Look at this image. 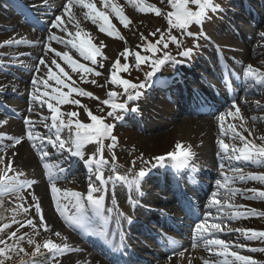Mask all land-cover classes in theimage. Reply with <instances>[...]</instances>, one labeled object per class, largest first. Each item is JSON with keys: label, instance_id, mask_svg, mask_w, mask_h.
I'll return each mask as SVG.
<instances>
[{"label": "rangeland", "instance_id": "rangeland-1", "mask_svg": "<svg viewBox=\"0 0 264 264\" xmlns=\"http://www.w3.org/2000/svg\"><path fill=\"white\" fill-rule=\"evenodd\" d=\"M31 1L36 3L37 0ZM247 1H243L244 7H240L233 5L231 0H217L216 5L218 6V10L214 12L210 11L207 19L203 21L202 26L195 24L190 26L188 30L194 32V35L192 36L182 34L180 30L173 29L171 35L178 38L180 42L179 46H177L175 42L168 40L169 34L166 31L168 28L166 13L172 10L168 0H145L146 4L155 5L161 9L160 16L155 15L152 11L142 13L135 5L128 3L127 0H113V2L123 7L124 14L131 21L129 26L125 28L119 18L116 17L114 13L109 11L111 24L114 25L115 29L120 32V34L124 37V40H121L118 37H110L106 33L100 32L97 25L93 24L90 19L85 18L84 13L87 11L86 9H82L79 6H73L71 11L75 15L76 20L79 21L80 37H78V39H89L95 46L101 47V55L97 56V63L93 65L90 61L84 60L79 56V53L75 49L71 48V46H66L64 43H57L54 40L50 43L53 44V47H55L57 51H68L73 59H76L79 63L85 64L87 67H91L95 71H99L102 74L100 76H96L94 73L89 74L75 72L69 65L66 64V62L62 59H58V62L61 63V66L65 68V71L68 72L69 76L72 78L71 81H68L65 78L66 83H68L70 87H77L88 91L92 93L93 96L85 97L76 92L70 91V87H62L61 90L68 94V99L70 101L79 100L80 104L48 101L47 97L42 96L45 89L41 83L38 87L39 91H36L34 95L37 97L36 99L39 101L38 103H40V107L37 109L39 115L48 116V122L47 118L44 119V123H41L42 127H45L46 125V127H49V124L52 123V113H50V111L47 112V102H52L59 107L61 113L64 114L61 119L64 120L65 123H67L69 119H79L81 122L90 123V118L87 115L89 110L98 117H103L112 121L114 128L119 130V136L117 137V135H115L117 138L115 140L116 143L114 141L103 142V159H105V162L107 161V163H105L107 170H103V173L106 177H112V180L110 181L112 191L115 193L116 198L118 197V194L121 195V192L125 195V189H128L124 186L126 182L125 184H122L123 191L120 188H117L119 181H117L116 176H113L114 173H121L122 176L127 177L128 179L126 181L131 184V189L132 184L137 187V181L134 183L133 181H135V179L137 180L136 176L139 171L141 169L144 171L152 170L157 165V161L155 159L156 157H167V154L170 153L171 150H175V145L177 143H181L186 148H190L191 150L193 158L191 157L192 159H189L188 161L192 167H202L203 169L206 168L212 170L211 178L213 179L217 175V187L216 189H211V193H213V195L208 201V205H211L212 208L207 210L206 213L211 212L212 216L221 217L224 215H232L236 211H241L240 213H243L232 220L236 227L240 229H255L257 231H264V216L253 214L254 212H264V198H259L255 193L249 191L250 189L264 191V182L252 178L253 176L264 174V162L259 160H244L242 158L235 159L236 153L231 151V147L225 151L218 143L219 140H223L224 143L230 146H241V141L238 138H233V133L228 127L231 124L236 127L237 131L241 132L244 136H247L250 141H254L257 145H264V140L260 139L261 136H264V125L258 124L252 120L253 115H264V83H261V81L264 80V77H248L244 75L248 65H252L254 68L259 69L260 72H264V54L262 55L248 49L249 44H251L253 40H255V46L262 45L264 48V36L261 35L264 33V21L262 23L257 21L264 17V0H254V2H250V4L247 3ZM94 2L97 4L98 8H103L101 0H94ZM54 3L55 5H58L57 8H59L62 1L55 0ZM191 7L195 9L194 5ZM236 8H240L242 10L241 16L239 17H235L236 15L233 16L234 14L230 15L232 14L230 13V10ZM14 9L15 8L10 5L8 1L0 0V23L5 17H10V15L17 18L19 15ZM253 10L258 13H255ZM59 11L60 9H56L55 13H58ZM53 16L56 15H51L50 17ZM61 17L64 18L69 31L75 34L78 29L74 27V22L69 21L65 16L61 15ZM157 29H160L161 33L164 34L165 40L168 42V47L164 49L161 44L157 45L158 51L155 54L144 52L143 48L146 46L147 41L156 43L159 39L161 33H157L156 36L150 35V33L156 32ZM13 31L14 29L9 30V32ZM51 32L65 40L69 39L67 34L58 28L51 29ZM141 33H143L144 37H147V41H143L141 39ZM1 35L2 34L0 33V44H3L4 40H2ZM14 36L17 39H25V33L23 34L22 31L20 33H15ZM8 46L12 47L10 45ZM22 46L25 47V43H23ZM16 49L18 48L13 49L12 51L16 53ZM124 49L129 50V55L127 56V60H125L124 57H120V62L121 64L127 63L129 65V69L128 72H117V75L121 79H127L134 84H137L139 79H143V81L138 83V85L142 84L145 86L149 81H153L155 79L156 74L152 77H148L147 73L151 71L150 63L141 64L139 68H137L135 57L132 53L140 51L141 55H146L153 59L160 58L164 55V53H168L171 56V60L167 61L163 65L161 74H165L166 71V73L170 72V75H173L174 71H178V67L175 66V63H181L178 59L183 58V60L188 62L201 60L202 69H199L203 74H201V79L206 80L204 76V73H206V76L214 82L217 89L221 88L227 79V82L231 86L234 85L235 89H237L239 99L232 100L227 106L223 107V109L212 117L194 118V125H196L197 122L207 123L208 121L217 123V125H211V128L205 127V131L201 132L194 130L193 127L189 126L194 130V133L190 134V137L185 139L180 137V132L183 131L184 127L188 128V125L192 123L188 122L186 116H181L179 112L170 116L169 119L166 118L164 120L163 125L167 124L166 126H171V128H169V133H167V129L160 132L164 133V136L159 135L154 137L155 134H147V132L142 129L144 128V121L139 119L140 117L146 116V112L142 109L140 103L139 110L137 107L138 114L132 117V119L135 118L136 120H139V126L141 128L137 127L136 129H128L129 127L127 126L129 125L123 124L124 114L127 111H117L115 115L119 116V119L109 117L107 116V113L112 111V109L110 105H105L103 103L104 100H110L111 103H120L121 100L126 99L125 97L128 95V93L124 91L123 86L111 83L112 65ZM188 49H191L190 55H181V53ZM105 56L107 59H104ZM53 57L54 53L50 51L47 58L44 60L47 63ZM15 59L16 58L0 55L1 63L10 62L12 64ZM19 60L20 59L17 61ZM24 60L27 61V63L21 62L20 64L11 67V69L15 71V74L12 77L17 78L20 81V76L25 78L31 71L29 70L28 64H32V60ZM176 60L178 61L176 62ZM183 62L184 61H182V63ZM101 64H103V67H100ZM53 70L57 71L59 74L58 70L55 68H53ZM35 71L36 69L32 70L33 73ZM36 74L38 75L37 80L40 79V77L47 79V72L44 65L39 69V72L36 71ZM81 76H83V79H81ZM93 80H95V83H92ZM48 83L50 87L47 90L52 92L51 87H56L55 82L49 80ZM144 86L142 88H138L143 89V92L146 93L145 88L147 85L145 88ZM241 87L243 88L241 89ZM248 89H250L251 92H248ZM109 92H116L118 95L115 97H109ZM220 93H226V91L222 90ZM169 96L170 93H166L159 98L165 100L166 97ZM138 98L140 100L142 99L140 95ZM155 98L156 97L149 95V100L147 99V101L152 103ZM240 100H246L251 103L242 105V107ZM42 101L45 102L42 104ZM129 102H131V106L133 107L135 103H138V100L137 102H135V100H128L125 103ZM233 102H235V104L239 107L240 114L242 108L246 111L248 116L244 117L241 114L243 116V120L239 117L233 119L231 116L226 115L230 108L235 111V109L232 108ZM25 104H27V101L22 100L21 102L19 100L14 109L18 110L19 113H22V107ZM71 112L78 113V117L70 118L66 115ZM222 115L225 116V120L223 121L225 132H222L221 130L220 117ZM29 116L33 117V114L30 113ZM154 122V127L160 124L159 122H156V120ZM244 128L248 129V131H245ZM54 129L56 128H48L46 137L56 141V138L59 135L60 139L66 142L65 147H70L72 134L69 130L61 127L59 132H52ZM35 131L36 133L38 132V130ZM203 132L206 133L207 139L209 140L206 145L204 140L199 139L203 136ZM52 147L56 152L61 153L59 154V158L63 159V152L65 149L59 148L58 142L57 146L54 147L51 145V149ZM83 150L89 154H93L95 152L97 159L100 158L99 146L95 143L85 145ZM45 151L46 150L44 149L41 153ZM221 155L223 157H221ZM133 161L135 162L134 165ZM90 177L92 178V176ZM197 178L202 182L209 181L207 175ZM85 179H87V177ZM146 185L151 187L148 182L145 183V187ZM188 186L190 185L188 184ZM149 187H147V189H149ZM214 194H217L218 196H214ZM214 199L218 200L220 203L218 205H214ZM247 205L248 208H246ZM142 206L139 205L137 207L144 210L145 206ZM227 207L230 209L227 210ZM4 225L5 224L0 225V228H3ZM235 234H233V236L237 235ZM7 237V228H4L3 232H0V238L6 241L7 246H12V244L7 241ZM207 238L215 237L211 236ZM242 243L246 246L247 251L244 253L239 252L240 255L250 256L258 261L259 264H264V251H250V249L253 248L264 249V239H246ZM199 244L201 246L199 249L200 254L207 256L206 261H208V264H218L215 262V259L211 257V252L216 254L218 249L213 248L210 251L203 244V242H199ZM6 245L0 244V248H4ZM24 251L26 250L24 249ZM23 254L24 253L19 251L18 248H13L11 251L7 252V257H10V259L4 257H0V259H4V264H14L15 262V264H21ZM40 254L41 252L35 254L36 260L41 258H39ZM217 259L222 264L224 258L217 255ZM228 259L232 260L233 258L229 257Z\"/></svg>", "mask_w": 264, "mask_h": 264}, {"label": "snow or ice", "instance_id": "snow-or-ice-1", "mask_svg": "<svg viewBox=\"0 0 264 264\" xmlns=\"http://www.w3.org/2000/svg\"><path fill=\"white\" fill-rule=\"evenodd\" d=\"M128 3L135 5L138 10L142 13L147 11H152L155 13V15L160 16L161 15V9L159 7H156L155 5L146 4L145 0H127ZM103 8H98L97 4L94 2V0H66L65 5L63 6L64 13L67 14V19L69 21L74 22V27H76L78 30L75 34H73L71 31H69L67 24L65 23V20L61 16H57L56 23L52 25L54 28H59L61 31L65 32L69 39H63L56 35L49 36V41L55 40L57 43H64L66 46H71V48L75 49L79 56L82 57L86 61H90L93 65L97 63V56L101 55V47L95 46L91 40L79 38L80 37V31H79V21L76 20L75 15L72 13L73 6H79L82 9H86L87 11L84 13L85 18L90 19L91 22L98 26L99 31L106 33L110 37H118L121 40H124V37L120 34L118 30L115 29L114 25L111 24L110 18H109V11L111 13H114L116 17L119 18L120 22L123 24L125 28L129 26L131 23L130 19L124 14L123 7L118 5L117 3L113 2V0H101ZM168 3L171 7V11L166 13L167 17V33L169 34L168 40L175 42L177 46H179V40L176 36L171 35V32L173 29L180 30L182 34H186L188 36H192L193 33L188 31L190 26L192 25H203V21L207 19L208 13L210 11L214 12L218 10V6L214 3V0H168ZM190 5L195 6V10H193ZM157 33H161L160 29H157L156 32L150 33L151 36H156ZM264 36V33L261 34ZM141 39L143 41H147V37H144L143 33L140 34ZM23 40H7L4 43L5 44H12V43H22ZM164 49L168 47V42L165 40L164 34L161 33L159 36V39L156 41V43H152L150 41H147L146 46H144L143 51L147 53H153L155 54L158 51L157 45H161ZM49 50L54 53V57L50 59L47 63L44 59L39 60L40 65H44L46 72H47V79H41L40 83L43 84V87L45 91L42 93L43 97H47L48 101H56L57 103H74V104H80L79 100H72L70 101L68 99V94L62 91L63 88H69L70 85L66 83L65 78L68 81H71V76H69L68 72L65 71V68L61 66V63L58 62V59H62L64 62H66L67 65L71 67V69L75 72H81V73H94L96 76H100L102 73L99 71H95L91 67H87L85 64L79 63L76 59H73L72 56L69 54L68 51L60 52L57 51L54 48H51V45L49 44ZM191 49L186 50L185 52L181 53L183 56L190 55ZM129 55V50L124 49L118 56V58L114 61L112 65V74H111V83L114 85H121L124 88V91L128 93L127 99L129 101H133L137 99L140 95L139 92H136L135 95L132 93H129V89H136V88H142L144 85H137L132 82H130L127 79H121L117 72L123 71L128 72L129 65L127 63L121 64L120 57H124L125 60H127V56ZM135 57L136 67L139 68L141 64L150 63L151 65V71L147 73L148 77H152L156 74L157 71L160 70L161 66L164 65L167 61L171 60V56L168 53H164L163 57L161 58H150L146 55H141L140 51H136L132 53ZM104 59H107L105 56ZM100 67H103V64L100 65ZM53 68L58 70L54 71ZM37 72H39V68L36 69ZM245 76L248 77H264V72H260L259 69L254 68L252 65H248L246 68V71L244 73ZM81 79H83V76H81ZM52 80L55 82L56 87L52 89V92H49L47 89H49V83L48 81ZM74 83V82H73ZM92 83H95V80L92 81ZM261 83H264V80L261 81ZM32 84L34 86L35 91H39V88L37 87L38 81L33 80ZM70 91L76 92L82 96L85 97H92L93 94L85 91L83 89L77 88V87H70ZM118 93L116 92H109V97H115ZM34 99L37 97L34 95ZM98 99V98H97ZM45 101H42V104ZM103 103L105 105H110L112 111H109L107 113V116L109 117H115L116 119H119V116H116V112L119 111H128V106L126 103H111L110 100H104ZM47 108L52 113L51 115V121H52V127L57 129V132L60 131L61 127L67 128L71 135L72 143L75 146V152L74 155L77 156H83V152L81 149L88 144H97L99 146L100 151V158L99 161H97L96 153L94 152L92 156L89 159V163H106L103 161V140L105 138L111 137V139L115 142L117 139L115 136H112V131L114 128V125L108 124L105 122L103 117H98L94 115L90 110L88 111L87 115L90 118V123H84L81 122L79 119H69L67 123L64 122V120L61 119L62 114L59 107H57L52 102H47ZM232 108L235 109L233 111L231 108L226 113L227 116H231L233 119H236L239 117L241 120H243V116L240 114L239 107L233 102ZM131 111L135 112L137 111L136 108H132ZM68 117H78V113L71 112L66 114ZM221 120V130L222 132H225L223 121L225 120V116L222 115L220 117ZM7 121H0V124H6ZM26 125H31L27 129V137L31 141L35 137H38V133H34L33 128L34 124L30 120H25ZM47 126V125H46ZM229 129H231L233 133V138H238L241 141V146H230L223 142V140H219L218 143L220 146L227 151L231 147V151L233 153H236L235 159H244V160H259L264 162V145H257L254 141H250L247 136H244L241 132L237 131L236 127L234 125H229ZM245 131H248V129H244ZM251 134V133H249ZM14 140L13 147L16 144H20L23 140V137L19 138H12ZM48 143L52 144L54 147L58 146L59 148L63 149L65 148L66 142L62 139H60L59 135L56 138V141H53L51 138H47ZM261 140H264V136L260 137ZM35 146V145H34ZM68 151L71 153L72 148H68ZM48 153L45 151L42 153L43 156H47ZM192 153L190 148H186L183 144L177 143L175 145V150L168 154V157L174 162V167H182L185 165V163L191 158ZM157 162H163L166 157L165 156H158L155 158ZM135 162L133 161V165ZM0 165H4V167H0V195L9 194V195H16L20 200H23L24 197L20 195L23 190L26 188H31V186L36 183L34 180H22L20 179L21 176L24 174L21 172L15 171L13 168V162L11 160H8L7 164L5 165V156L0 155ZM45 168H49L48 164L44 165ZM239 171V170H237ZM9 172H12L13 175H9ZM145 171L141 169L138 173V177H143L145 175ZM253 179L260 180L264 182V174H261L259 176H253ZM49 179L51 181L55 180V177L50 175ZM100 184L102 187H96V186H90L86 201L87 205H90V207L86 206L85 204V197L82 196L81 193L72 191L68 192L67 190L64 191L63 195L67 203L64 205V207H61V203L57 201L56 203V211L59 212L60 216L64 217L65 220L69 223L70 226H73L75 228L79 229H86L88 226V223L90 221V213H93L95 215H104L105 208H104V196H94V193L101 192L102 190H105L107 187V181L104 179L103 174L101 173L98 177ZM109 180L112 179V177L108 178ZM117 180H123V177H120L119 175L116 176ZM61 191L56 187V184L53 182L51 185V192L53 194V198L55 199V195L57 192ZM249 191L256 194L259 198H264V191L256 190V189H250ZM34 200L36 199L33 195L32 197ZM220 202L218 200H213L214 205H218ZM71 205V208L74 209V212L72 215H66L68 211V206ZM35 209L37 213H41V207L39 202L37 201L35 204ZM25 212L28 211L27 208L24 209ZM259 216H264V212L262 213H253ZM234 215L239 216L241 215L240 212H235ZM211 212L207 213L205 219L195 227V232L197 234V238L202 240L203 244L211 251L213 248L218 249L216 252V255L223 257L222 264H235L236 261L239 262V264H259L258 261H256L254 258L250 256H244L240 255L239 252L232 251V245L227 243L225 240L222 239H216V238H207L213 236L214 233L221 232L224 229L221 227V223L215 220L211 219ZM39 221L41 224L44 225V231H49V228L44 221V217L41 214L39 216ZM16 223H19L18 221H15ZM27 225L32 226L34 229L36 228V225L33 224L32 219L27 220ZM24 225H21L23 227ZM9 224H5L3 228H0V232H3L4 228H9ZM236 231L242 232L246 238L248 239H264V231H257L255 229H237ZM37 235H39V232H36ZM26 235V234H25ZM54 235L56 237H60V232H55ZM9 239H15L16 241H20L24 239V236H17V232L13 231L11 232ZM67 239L66 237L64 238ZM29 244H35V251L32 253V255H35L36 253H39L41 250V247L44 249H47L49 252L53 253L55 256L56 254H62L65 251H70L69 245L67 243L64 244H58L54 242L52 239H46L43 244L36 243L31 237L28 239ZM175 243V242H174ZM0 244H5L6 241L2 238H0ZM197 245L195 242H193L192 247L195 248ZM240 248H244L245 245L241 244L239 245ZM13 248H19V251L23 252L24 249L19 247V244H15L12 246H7L4 248H0V257L8 258L7 252L11 251ZM250 251H264V249H250ZM180 256L184 255V252L181 251L179 253ZM232 257V260H229L228 258ZM0 264H4V259H0ZM21 264H28V262L21 261ZM191 264V262H189ZM205 264H208V261H205Z\"/></svg>", "mask_w": 264, "mask_h": 264}, {"label": "bare ground", "instance_id": "bare-ground-1", "mask_svg": "<svg viewBox=\"0 0 264 264\" xmlns=\"http://www.w3.org/2000/svg\"><path fill=\"white\" fill-rule=\"evenodd\" d=\"M18 1L19 0H13L12 2L11 0H9V2H11L12 4ZM63 1H66V0H62V2ZM243 1L245 2V0L237 1L240 7L242 6L244 7ZM248 1L249 3L254 2V0H248ZM43 4L49 5V3L47 2ZM63 6L64 5L60 6L59 8L60 11L58 12V16L62 15V16L67 17V14L64 13L63 11ZM15 8L22 15L20 22L18 23V26H19L21 22L26 21V18L23 19L24 12L21 9L17 8L16 6ZM241 11L242 10L240 8H236V9L230 10V13L232 14L230 13L229 14L230 15L234 14L233 16L236 15L235 17L237 16L239 17L241 16ZM28 20H32V19H28ZM17 21H18L17 19L10 20V21H7V19H5L4 21L5 23L0 25V31L3 32V31L8 30V28L14 27ZM258 21L262 23L264 21V17L259 19ZM30 22H33V21H30ZM33 23L37 24L38 22L34 21ZM44 24L46 25L45 33L43 34L38 33L35 35L34 33H32L33 29H31V32L26 37V40L23 41V42H27V44L31 43V44L36 45L35 51H29L31 50L29 48L28 52H24L20 50V53L12 54V53H6L5 46H2V47L0 46L2 53L9 57L11 56L21 57V58L29 57L30 59L34 61L31 67V70H33L34 68L35 69L42 68L43 65L39 64V60L47 58L48 54L50 53L49 44L51 45V48L56 49L55 47H53V44L49 42V39H48L50 36L49 29L52 25L51 23H48V22L46 23L44 22ZM19 30L20 29L16 31H19ZM2 37L4 38L2 40H5V41L9 39L15 40L13 39V34L10 32H4L1 38ZM12 44L15 45L16 43H12ZM248 49L250 51H255L256 53H259L262 55L264 54L263 46L262 45L255 46V40H253L252 43L249 44ZM4 65L5 64L0 65V96L2 98L5 97L8 100V104L0 106L1 107L0 121H7L6 124H0V142H2V145H0V155L5 156V165L7 164L8 160H11L13 162V168L15 169V171L21 172L24 174L23 176L20 177V179L36 181V183H34L31 186V188H26L20 194L24 197L23 200H20L14 194L0 195V225H3V224L10 225L9 229L7 228V233H8L7 241L11 243L12 245H15L18 243L20 248H24L26 250V251H23L24 254H23V258L21 259V261L23 260L25 262H28V264H106L108 263V261H106L105 257H103L102 255L93 256L92 254H90L89 247L82 248L78 246L76 243V239L74 237L80 239L79 236L74 235L73 232H69L68 230L67 232L66 230H64V227H68V224L65 218L60 216L59 212L56 211V203L57 201H59L61 203V207H64V205L67 203L63 195L64 191L67 190L65 183L63 182L65 177L61 175V173L53 170L55 166L49 167V168L44 167V165L47 164L46 162L49 159L56 157L57 154L54 152H50L47 156L42 157V155L39 153L42 147L44 146L48 148L50 147L47 140H45V138L42 136H38V137H34V139L30 141L27 137V129L31 125L28 128H25L26 126L25 120L26 119L29 120L28 118L29 113L33 114V120H32L34 124L33 129L38 128L40 133H41V130H43V127L41 125V123L43 122L42 121L43 117L40 116L37 111V109H39L40 107L39 105L40 103H38L39 101L37 99L33 98L34 93L36 91L34 89L32 81L34 79L37 80L38 75L36 73L30 74L27 78L28 79L27 82L23 83L21 81L11 78L12 74L14 73L13 70H8V71L5 70ZM179 76L180 77H177V79H173L168 84H167V81H164L162 85H166L168 89L169 88L176 89L178 96H181L179 92L181 90L182 83H179V82L183 81L184 79L182 77L183 76L182 73H180ZM41 79L42 78L40 77V79L37 80L38 81L37 87L41 85L40 83ZM175 82L178 84H175ZM11 87H14V88L10 89ZM168 89H164V91ZM247 91L251 92L250 89H248ZM155 96L157 97L158 100L155 98L152 101V103L147 102L145 99H141L139 101L142 109H144V111L146 112V116L140 117L139 119L144 121V125H143L144 128L142 129H144L147 132V134L152 133V134H155L154 137H157L159 135H162V136L165 135L164 133H160L163 130L168 129L167 133H169V130H170L169 128H171V126L170 125L166 126L167 124L163 125L164 120L166 118L169 119L170 116L176 114L177 111L185 103H187V101L186 99L184 100L178 99L176 104H173L169 100L166 101L162 98H159L161 95H159V97L157 96V94L152 95V97H155ZM19 100L27 101V104L22 108L23 117L13 118V117L7 116L6 114L11 112V109H13L14 106H16ZM198 100L201 103L204 101L202 98H198ZM228 102H229L228 99L225 98L222 105H226L228 104ZM240 103L242 106V105H247L251 102H248L246 100H240ZM190 112H194V111H190ZM241 114L244 117L248 116L246 111L243 108H242ZM18 115L21 116V114H18ZM186 119L188 120V122L192 124L188 125V128L184 127L183 131L180 132V137L184 139L190 137V134L194 133L193 132L194 130H198L201 132V131H205L204 129L205 127L211 128V125L212 126L217 125V123H214L212 121H211L212 123L210 121H208L207 123L197 122V124L194 125L193 123H195V119L193 116H189V117L186 116ZM155 120L156 122L160 123L158 124V126H156L157 128L154 127ZM252 120L258 124L264 125V115L262 114L253 115ZM127 123L129 125L127 126L129 127L128 129H136L137 127H140L139 120H136L135 118L128 120ZM189 126L193 127L194 130L191 129ZM11 131H15V133H9ZM113 134L117 135L118 137L119 130L117 128H113ZM202 135L203 136L201 138H199L198 136L197 137L200 140H204L205 145H206V143H208L209 140L207 139L205 132H203ZM19 137H23L22 142L20 144H16L13 147L12 145L14 143V140L12 138H19ZM112 141L113 140H110V142ZM62 164L64 166H67L66 168L70 170V175L75 178L73 182V187L71 188V192L73 190H76L79 192V185L82 184L83 181L81 179H78V176H76L77 170H75L73 166L67 165L66 161L61 160V165ZM0 167H4V165H0ZM9 175H13V173L9 172ZM50 175L55 177L54 181H51L49 179ZM145 178L147 179V181H149L151 176L147 175L145 176ZM53 182L56 184V187L61 190L59 191V195L56 193L55 199L53 198V194L51 192V185ZM214 187L216 188V186ZM159 188H160L159 194L152 193V195H155L156 202L158 203L163 202L165 204L170 203L169 200L161 198L162 195H160V194L165 193L169 189V187L165 185H159ZM109 189H110L109 185L107 184L106 189L102 190L100 195H103V196L106 195V198L104 199V205L108 204L111 207V196L109 194ZM133 194L136 195V193L134 192ZM33 195L36 198L35 200L32 198ZM214 196H218V195L214 194ZM119 199L124 200L126 198L125 196L121 195L119 196ZM37 201L40 204V207L42 210L41 213L36 212L35 204ZM110 207H109L108 212L105 213V219L106 221H108V225H107L108 234L104 235V240L109 243H112L113 234H114V231H113L114 229L112 225L116 223L119 219L122 221L124 225H126L129 222V220H131V217L134 216V212L132 211V207H131V209L127 210L130 214L127 216H123L117 213L116 211L114 212L113 208H111L110 210ZM25 208L28 209L27 212L24 211ZM210 208L212 207L210 206ZM68 209L73 214L74 209L71 208V205L68 206ZM229 209L230 208L227 207V210ZM41 214L43 215L44 221L46 222L49 228V231L47 232L44 231V225L41 224L39 221V216ZM144 215L148 216L149 214L145 213ZM228 216L229 215H224L221 217H216V216L211 217L212 220L221 222L222 223L221 226H223L226 229V231L223 233L222 231L214 233L217 236H228L229 234L235 232V230H233L232 227L228 226L225 223V221L228 219ZM28 219H32L33 224L36 225L35 229L32 226L27 225ZM14 220L18 221L19 223L14 222ZM146 220L148 219L146 218L144 220V224ZM140 221L141 220H139L138 223H140ZM144 224H139V225L143 226ZM223 224L226 226H224ZM21 225H24V226L21 227ZM13 231L17 232V236L19 235L24 236V239L20 241H16L15 239H9V236L11 232ZM37 231L39 232V235L36 234ZM55 232H60L61 236L56 237L54 235ZM30 237L36 243H39L41 245L46 239H52L54 242L61 244V245L64 243H67L69 245V249H71L72 246H77V247H76V250L65 251L64 253L56 254L55 256L53 255V253L49 252L47 249H44L43 247H41L40 252L42 253L41 256L43 258L41 260H35L36 255H32V253L35 251V244L28 243V239ZM65 237L67 238L66 240L64 239ZM233 239H235V236L233 237ZM170 240H173V239L170 238ZM171 242H172L171 247L158 249V250L153 249L150 246L144 245L139 242L134 241V243H138V245L133 244L132 242H131L132 244L127 242L128 244L126 245V249L133 250V247H136L137 249H140L139 252H141L143 256L151 255L150 257H152V259L145 260L142 264H189V262H191V264H201L202 263L204 256H202L199 253L198 246H196L195 248L192 247L193 242L195 243L197 242L196 238L191 236L190 238H186L182 242H178V243H174L173 241ZM181 251L184 252L183 256L179 255ZM134 252L136 251L134 250ZM236 263H239V262L236 261ZM110 264H114V263L110 262Z\"/></svg>", "mask_w": 264, "mask_h": 264}, {"label": "water", "instance_id": "water-1", "mask_svg": "<svg viewBox=\"0 0 264 264\" xmlns=\"http://www.w3.org/2000/svg\"><path fill=\"white\" fill-rule=\"evenodd\" d=\"M106 123H108L107 121H105ZM108 124H110V123H108ZM113 136V135H112ZM107 139H111V137H108V138H105L104 140H107Z\"/></svg>", "mask_w": 264, "mask_h": 264}]
</instances>
